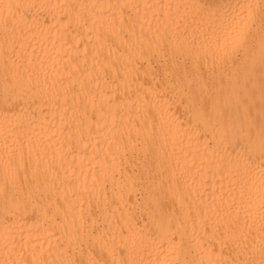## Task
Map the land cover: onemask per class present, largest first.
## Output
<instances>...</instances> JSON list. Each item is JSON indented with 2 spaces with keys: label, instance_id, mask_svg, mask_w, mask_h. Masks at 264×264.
I'll list each match as a JSON object with an SVG mask.
<instances>
[{
  "label": "bare ground",
  "instance_id": "bare-ground-1",
  "mask_svg": "<svg viewBox=\"0 0 264 264\" xmlns=\"http://www.w3.org/2000/svg\"><path fill=\"white\" fill-rule=\"evenodd\" d=\"M184 2L0 0V71L7 58L29 89L0 92V124L23 139L7 197L19 227L0 264H119L128 248L168 261L140 249L161 228L184 240L181 260L264 259L228 172L249 129L261 163L259 52L253 72L185 58ZM7 210L0 192V221Z\"/></svg>",
  "mask_w": 264,
  "mask_h": 264
},
{
  "label": "snow or ice",
  "instance_id": "snow-or-ice-1",
  "mask_svg": "<svg viewBox=\"0 0 264 264\" xmlns=\"http://www.w3.org/2000/svg\"><path fill=\"white\" fill-rule=\"evenodd\" d=\"M147 6L151 7V5ZM160 7L171 8L173 5L161 4ZM175 8L178 12L182 10L181 18L185 21V29H190L186 33L185 40L179 45L188 49L185 58L192 55L204 60L210 58L213 65L231 64L253 72L256 69L255 56L258 51L262 94H264V0H185L184 3L175 4ZM14 67L18 66L9 64L5 58L3 70L0 71V92L5 97L16 95L17 90L21 88L25 92L29 91L20 73L13 70ZM251 137L252 132L249 129L236 145V159L228 172L239 180L241 208L245 216L252 218L253 222L256 216H259L262 234L261 254L264 256V120L259 127L261 157L259 165L253 158ZM22 148V132L18 126L14 123L0 124V160L4 162V182L0 185V192L5 196V207L8 209L3 220L0 221L3 229L0 238L6 242L14 239L12 233L19 227L15 209L20 207V203L15 197L9 202L7 197L11 191L10 179L14 177L16 171L14 155ZM140 249L149 255L155 253L158 257L165 255L171 256L172 259L168 261L131 259L135 249L128 248L119 264H197L195 261L179 259L182 253L186 254L184 240L175 239L163 228L144 233L140 240ZM31 264H47V261L34 260ZM66 264H97V261L88 259L66 262ZM210 264H221V262L213 261ZM233 264H255V262L237 260L233 261ZM260 264H264V259H261Z\"/></svg>",
  "mask_w": 264,
  "mask_h": 264
}]
</instances>
